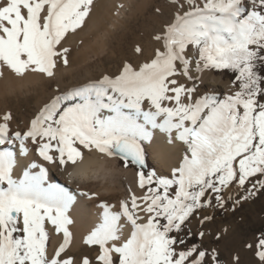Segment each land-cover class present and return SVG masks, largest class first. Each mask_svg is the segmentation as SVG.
Segmentation results:
<instances>
[{"label": "snow or ice", "instance_id": "1", "mask_svg": "<svg viewBox=\"0 0 264 264\" xmlns=\"http://www.w3.org/2000/svg\"><path fill=\"white\" fill-rule=\"evenodd\" d=\"M170 6L147 61L57 88L23 131L11 129V112L0 114V264H222L218 250L203 245L210 233L191 225L204 228L214 219L207 209L264 192V0ZM93 7L94 0H0V78H52L68 64L66 34L81 29ZM206 72H227L228 89L201 91ZM93 153L99 158L85 162ZM176 154L167 169L149 161ZM105 157L134 170L140 194L129 185L118 206L99 200L83 239L95 251L77 257L73 209L99 193L49 172L84 163L81 171L100 174ZM254 254L264 264V234Z\"/></svg>", "mask_w": 264, "mask_h": 264}, {"label": "bare ground", "instance_id": "2", "mask_svg": "<svg viewBox=\"0 0 264 264\" xmlns=\"http://www.w3.org/2000/svg\"><path fill=\"white\" fill-rule=\"evenodd\" d=\"M153 1L94 0L93 10L85 25L74 33L66 34L62 44L69 49L67 55L68 64L64 65L61 63L52 78L33 73H29L23 78L7 73L4 78H0V114L6 112L4 111L6 104L13 99L17 101L35 99L31 110L27 114L13 117L10 125L11 129L25 130L29 126L30 120L49 101L57 88L67 89L90 79H98L104 73L117 72L122 64L128 60L118 57L114 50L116 35L120 34L125 38L126 26H128L127 23L131 14L139 12L141 7L143 8L145 5L149 7ZM168 3V5H162V13L165 12L164 7L171 9L170 2ZM170 19L171 17L166 19V23ZM161 29H157L154 33V38L149 42L148 49L146 47L145 57L135 64L147 61L152 57L154 50L160 47V44L155 40V36ZM107 59H113L115 64L106 68L104 63ZM118 60L121 62L117 63ZM203 79L205 86L201 88V91H226L229 87L228 80H225L222 75H216L213 72H206ZM150 158L155 161L158 168L167 169L176 162L178 154L169 157L150 156ZM118 166L123 168L119 162ZM123 169L127 172V175L118 177V181L114 184H105L104 188L108 189L107 191H102L98 184L81 185L84 188H91V190L98 192L99 197L96 200H85L73 209L72 214L75 223L72 228L73 242L70 245V249L77 257L81 254L92 255L95 251L93 247L85 245L83 239L94 222L99 218L100 209L97 206L99 200L109 201L118 206L119 200L128 195L127 188L129 185L132 186L138 195L140 194L134 170L131 168ZM49 175L56 182L71 183L73 187L76 186V184L66 178L65 173H62L57 168H52ZM59 240L60 236L57 235L55 242L58 243Z\"/></svg>", "mask_w": 264, "mask_h": 264}, {"label": "rangeland", "instance_id": "3", "mask_svg": "<svg viewBox=\"0 0 264 264\" xmlns=\"http://www.w3.org/2000/svg\"><path fill=\"white\" fill-rule=\"evenodd\" d=\"M167 1L154 0L149 7L145 5L143 8L141 7L139 12L131 14L128 19V26H126L125 38L117 34L114 40V50L118 57L126 58L133 64L145 57V50L148 49L149 42L154 38V33L157 29H161L166 24L165 20L172 15V9L165 7L164 13L162 10L160 13L155 11L157 8L161 9L162 5H168L170 0ZM136 47H140L143 52L137 53ZM120 62L117 61V63ZM114 64L113 59H107L104 66L109 68ZM214 74L222 75L225 80L230 79L226 72ZM34 101V98L21 101L13 99L6 104L4 111L11 112L13 117H19L31 110ZM149 161L158 167L150 157ZM202 214H211L214 219L211 223H207L204 228H199L195 220L191 226L194 230H205L210 233L203 238V245L216 248L222 264H234V257L239 258V264H257V257L254 254L255 244L264 234V192L257 193L254 197L243 201L234 208L232 203H229L224 209L217 208L215 211L207 209ZM217 234H219V239L216 238ZM197 239L194 236L189 243H195ZM249 244L253 245V248H248L247 245Z\"/></svg>", "mask_w": 264, "mask_h": 264}, {"label": "clouds", "instance_id": "4", "mask_svg": "<svg viewBox=\"0 0 264 264\" xmlns=\"http://www.w3.org/2000/svg\"><path fill=\"white\" fill-rule=\"evenodd\" d=\"M98 158V154L93 153L90 156L86 157L85 162ZM104 161L105 171L100 174L84 173L83 171H81V169L84 167V163H81L78 164L75 168L68 170L65 173L66 178L74 184H98L100 185L102 191H107L108 189L104 188L105 184L116 183L118 181V177L126 176L127 172L123 168L118 166V162L116 160H108L105 157Z\"/></svg>", "mask_w": 264, "mask_h": 264}, {"label": "trees", "instance_id": "5", "mask_svg": "<svg viewBox=\"0 0 264 264\" xmlns=\"http://www.w3.org/2000/svg\"><path fill=\"white\" fill-rule=\"evenodd\" d=\"M227 73V72H226ZM228 74V73H227ZM229 75V74H228Z\"/></svg>", "mask_w": 264, "mask_h": 264}]
</instances>
